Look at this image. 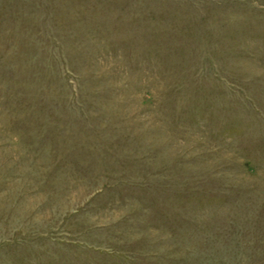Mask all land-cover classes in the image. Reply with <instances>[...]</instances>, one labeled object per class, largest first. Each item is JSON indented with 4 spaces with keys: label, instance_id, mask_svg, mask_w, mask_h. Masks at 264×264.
Returning <instances> with one entry per match:
<instances>
[{
    "label": "rangeland",
    "instance_id": "374dc122",
    "mask_svg": "<svg viewBox=\"0 0 264 264\" xmlns=\"http://www.w3.org/2000/svg\"><path fill=\"white\" fill-rule=\"evenodd\" d=\"M0 264H264V0H0Z\"/></svg>",
    "mask_w": 264,
    "mask_h": 264
}]
</instances>
